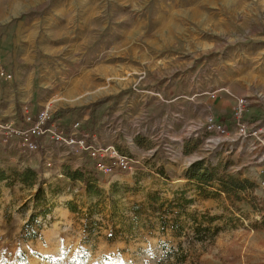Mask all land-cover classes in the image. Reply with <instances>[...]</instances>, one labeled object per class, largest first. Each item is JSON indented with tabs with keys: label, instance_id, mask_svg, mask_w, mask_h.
I'll list each match as a JSON object with an SVG mask.
<instances>
[{
	"label": "rangeland",
	"instance_id": "rangeland-1",
	"mask_svg": "<svg viewBox=\"0 0 264 264\" xmlns=\"http://www.w3.org/2000/svg\"><path fill=\"white\" fill-rule=\"evenodd\" d=\"M0 64L13 74L0 75V122L15 124L17 99L33 115L62 112L65 133L91 109L87 126L117 130L125 151L113 144L137 161L92 172L79 146L48 138L29 152L0 138V264H264L252 206L232 214L186 176L202 156L234 168L238 129L209 132L210 114L233 119L240 96L251 120L264 111V0H0Z\"/></svg>",
	"mask_w": 264,
	"mask_h": 264
},
{
	"label": "built area",
	"instance_id": "built-area-1",
	"mask_svg": "<svg viewBox=\"0 0 264 264\" xmlns=\"http://www.w3.org/2000/svg\"><path fill=\"white\" fill-rule=\"evenodd\" d=\"M0 75L10 79L13 74L0 64ZM258 98L264 99V93L259 92ZM233 107V119L241 139L256 137L258 142L264 146V136L258 127L250 125L244 116L250 106L247 96L236 97ZM81 122L76 121L67 133L56 123L52 110L45 107L33 115L30 111H23V121L20 125L0 122V138L9 141L17 138L21 146L29 151L40 150L42 141L51 138L57 143L71 146H79L92 160L94 167L100 172L111 174L116 171L130 172L136 166V159L131 154L123 153L115 144H97L92 140L88 132H80ZM206 129L227 135V127L218 122L216 117L209 115ZM51 165V162L48 163ZM264 184V182H263Z\"/></svg>",
	"mask_w": 264,
	"mask_h": 264
},
{
	"label": "trees",
	"instance_id": "trees-1",
	"mask_svg": "<svg viewBox=\"0 0 264 264\" xmlns=\"http://www.w3.org/2000/svg\"><path fill=\"white\" fill-rule=\"evenodd\" d=\"M96 104L92 105V108L95 107ZM17 112L18 118H22V107L17 104ZM62 112H57L54 114V118L61 117ZM89 122L92 124L96 123V116L90 117ZM84 166L87 167L90 171L95 172L90 166L92 160L90 157L85 154L83 160ZM219 165V164H218ZM222 171L211 164H207L205 159L197 160L193 162L187 172L186 176L190 181H195L197 185H199V189H203V187H214L216 190L214 195L217 197H225L229 204V211L232 214L239 212L246 215V212L243 210V204L249 203L254 211L259 214L262 219V224H257L256 227H264V201L258 197L256 190L258 184L249 178L242 177L241 173H230L227 171L226 166H222ZM164 175L166 174L164 169L160 170ZM73 179L81 178L83 181H86L83 177V171L75 172ZM9 177L5 172H0V180L8 179ZM22 180L29 186L32 187L37 183L38 180V172L32 168L25 169L24 173H22ZM44 188L41 185H38V190L35 193V198L40 200L41 195L43 194ZM191 201V200H190ZM182 205V204H178ZM231 214V215H232ZM27 222L26 224H28ZM210 234V229L208 227L198 229L196 232L197 237H200L201 240L206 239V237Z\"/></svg>",
	"mask_w": 264,
	"mask_h": 264
},
{
	"label": "crops",
	"instance_id": "crops-1",
	"mask_svg": "<svg viewBox=\"0 0 264 264\" xmlns=\"http://www.w3.org/2000/svg\"><path fill=\"white\" fill-rule=\"evenodd\" d=\"M235 103H236V101H235ZM17 104H19L22 107V105L18 99L14 100V106H15V112L14 113L16 114V116L14 117L13 121H15L16 125H20L23 121V116H22V118H18ZM215 106H217V105H215ZM90 111H91V109L88 111V113H84V114L80 115V117H78V119H80L79 122H82L81 126L79 128L80 132H88L90 134L92 140H94V142H96L97 144L107 145V144L115 143L122 151H125L123 149V146L120 143L121 141L118 140V139H120L121 136H119V133L117 132V130L112 133L110 130L107 129V127H104V125L101 126L100 128H97V129H96V126H95V129H92V125L87 126V124L90 123L89 122V119L91 116ZM22 113H23V108H22ZM253 113L254 114L257 113V114H255L254 117H258V118H256L255 120H251L250 117H252V116H249V115H253V114H248L246 112L244 119L253 127L254 126L258 127L261 131V134L264 136V118H263L264 117V111L259 112L258 110H255ZM226 114L227 115H222V116H220V114H218L220 116V118L217 119V117H216L217 121L224 124L227 127V129H229V127H230L229 124H231V122H233L232 125H233V128H235L236 125H235L234 119H232V118L228 119L229 113L226 112ZM75 122L76 121H74V123ZM83 123H86L85 127H83ZM73 124H68L67 132H69L71 130V127ZM229 133L230 132L228 131V134ZM234 134L237 137H240L238 131H236V133H234ZM234 134L231 133V135H234ZM209 137L210 138L207 139V141H211L213 144H217L218 139L215 138L214 135H210ZM230 139L234 142L231 150L233 152L235 151V155H233L232 157H234V156L236 157L234 159L235 164L232 166L234 168L231 170V172L235 173V174L241 173L242 177L252 179L257 184L264 186V184H263L264 180H261L262 178L264 179V146H262L258 142L256 137H251L248 139H242L240 145H239V143H240L239 140H237L236 138L231 137ZM244 143H246V144L244 145ZM194 146H195V144L194 145L192 144V140H189L187 138H183V140L181 141V153L191 152L192 148ZM198 146H201V144ZM201 159H205V156L199 157L195 161L201 160ZM219 159L220 158H218V160H217L218 161L216 163L217 165H218V163H220ZM195 161H193V162H195ZM207 164H208V162H207ZM216 164H214V165H216ZM211 165H213V164H211ZM187 180H189V179H187ZM211 188L216 190L214 187H211ZM258 195H259V197H262L261 193H259ZM221 198L223 199V202H224L223 204H224L226 210L229 211V209H228L229 204H228L227 199L223 196ZM247 204H249V203H247ZM243 205H246V203H244ZM243 210L245 211L244 206H243ZM235 214H237V212Z\"/></svg>",
	"mask_w": 264,
	"mask_h": 264
},
{
	"label": "bare ground",
	"instance_id": "bare-ground-1",
	"mask_svg": "<svg viewBox=\"0 0 264 264\" xmlns=\"http://www.w3.org/2000/svg\"><path fill=\"white\" fill-rule=\"evenodd\" d=\"M87 83L88 81H87V79H86V77H83V78H81V80L79 81V83L80 84H82V83ZM63 98V97H62ZM78 98V97H77ZM57 99V98H56ZM66 99V98H65ZM54 100V99H53ZM55 101V100H54Z\"/></svg>",
	"mask_w": 264,
	"mask_h": 264
}]
</instances>
